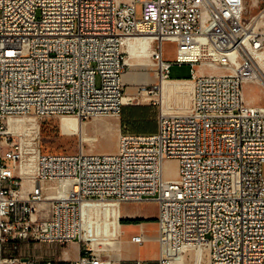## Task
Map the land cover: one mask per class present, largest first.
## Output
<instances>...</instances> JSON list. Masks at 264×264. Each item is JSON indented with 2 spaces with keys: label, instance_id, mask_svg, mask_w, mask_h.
Instances as JSON below:
<instances>
[{
  "label": "built area",
  "instance_id": "built-area-1",
  "mask_svg": "<svg viewBox=\"0 0 264 264\" xmlns=\"http://www.w3.org/2000/svg\"><path fill=\"white\" fill-rule=\"evenodd\" d=\"M70 1V10L55 11L58 0H0V264H35L26 253L32 244L75 241L81 254L69 264H111L94 252L81 208L148 202L171 250L205 248L207 264H264V105L243 98L245 84H264L255 61L264 56V0H253L249 16L246 0ZM141 36L155 44L158 81L172 65L190 67L186 113L160 111L155 133L119 134L111 153L44 154L39 128L23 150L8 133L10 118H118L125 41ZM164 43L175 47L171 60ZM166 161L176 163L173 178L164 175ZM32 163L22 195L16 171ZM70 181L62 193L58 184Z\"/></svg>",
  "mask_w": 264,
  "mask_h": 264
},
{
  "label": "bare ground",
  "instance_id": "bare-ground-1",
  "mask_svg": "<svg viewBox=\"0 0 264 264\" xmlns=\"http://www.w3.org/2000/svg\"><path fill=\"white\" fill-rule=\"evenodd\" d=\"M70 8H71L70 0H58V2L55 3V11H68L70 10ZM142 37H147V36L131 38L133 42L136 43L138 42L134 47L140 49L141 51H137L129 54L126 59V63H125L126 66H131L135 59H139V60L143 59L145 63L146 62L149 63L148 58L151 52L150 49L152 45L151 40L136 39ZM255 61L258 70L260 71L262 78L264 79V56L263 58L261 55L256 56ZM141 65L147 66V64H141ZM159 83H161V85L159 88L158 100L160 103L161 112L163 114L166 115L171 114L170 111L172 110L171 108L172 105H177V104L184 106L187 105L188 100L191 98V92H192V85L190 82L165 80L161 82L159 81ZM255 84L261 86L262 89L264 90L263 83L261 82L253 83V85ZM145 94H146L145 92H142L141 96L145 97ZM248 98L247 95L245 94L244 100L246 103H249ZM147 99L148 98H145L144 100ZM128 101H130V98H125L123 100V104H128ZM56 122L58 129L61 135L63 136L80 137L81 134L83 133L82 123L75 117L62 116L57 118ZM6 124H7L8 133L13 136L14 134L16 135V133H19L20 131H24L25 129L36 130L37 128H39L38 125L31 118H18V119L10 118L8 119ZM106 125L109 130H114L116 128L114 121H110ZM90 141H93V139L89 137H83V138L81 137V142H90ZM171 163L176 164L174 161H166L164 164V173H165L164 175L165 177L168 178H173L176 173L174 168L173 169L167 168V165ZM33 172H34V167L31 164L26 167L21 165L20 167H18L16 171L17 177H19L21 180L20 192L22 195H25L32 185L31 175L33 174ZM23 180L28 181V184H23ZM74 185H75L74 181L60 182L58 184V186L63 187L62 193L67 192L69 189H73ZM51 191L52 189L45 191L47 196L51 195ZM211 214H213V217H221V210H219V205H211ZM119 218L120 217H119L118 207L112 203H105V204L94 203V204L84 205L81 208L82 225H84L85 229L93 237L90 242L93 250H95L94 248L100 243L98 239L99 237L111 236L115 238L117 236L119 225L121 226V223L119 222L120 221ZM138 229L141 230V234L139 235L144 238L142 227H139ZM146 238H144L145 241H147ZM158 239L159 237L157 238V241L161 243L162 253L166 256L169 262H172V264H182L183 262L187 261V258L188 259L190 258L193 261V264H202L204 256L206 257L207 255V250L205 248L191 247L187 245L181 247L177 251H173L168 246L167 238L162 237L161 239L159 240Z\"/></svg>",
  "mask_w": 264,
  "mask_h": 264
},
{
  "label": "rangeland",
  "instance_id": "rangeland-1",
  "mask_svg": "<svg viewBox=\"0 0 264 264\" xmlns=\"http://www.w3.org/2000/svg\"><path fill=\"white\" fill-rule=\"evenodd\" d=\"M246 8H247V16L254 14L257 11V7L253 4V0H246ZM137 10V17H140V11L141 7L140 5H136ZM164 50V58L166 60H171L173 58V54L175 51V47L172 44L164 43L163 45ZM128 55L126 54V59ZM149 63H145L143 59H135L134 62L136 63V66L132 69H126L125 73L128 72L130 74H134L135 78L137 77L139 80L134 82L132 85L127 84V82L124 80L123 75V82L127 89V94L125 98H130V101H128V104L131 103H148L150 100L153 99L155 101L156 106L158 108V113L161 111V107L158 100V80L154 73V68L152 66L150 57L148 58ZM141 64H147V66H142ZM151 64V66H150ZM190 77V67L187 65H172L170 67L169 71V78L171 79H185ZM146 78H151L152 82H149L146 80ZM145 79V80H142ZM98 86V82H97ZM152 90L153 94H145L144 96H141L142 92ZM247 95L248 104H255V105H264V90L261 86L253 83L245 84L243 86V98ZM142 97V98H141ZM145 98H148L147 100H144ZM151 98V99H150ZM132 99V100H131ZM245 101V100H244ZM191 98L188 100V103L186 106L183 105H172V110L170 111L171 114L176 113H186L190 107ZM180 107V108H179ZM177 109V110H176ZM154 111V110H153ZM180 111V112H178ZM176 112V113H175ZM156 115L155 112H149L150 115ZM170 115V114H169ZM58 117H51L48 119H45L41 122L36 123L39 127V137L41 141V151L44 154H75L77 151L82 149V151L86 154L90 153H111L115 151L117 138L119 136V124L118 119L115 117H99L95 119H89L86 121H82L83 126V133L80 137L78 136H72L67 137L61 135L58 126H57V120ZM110 121H115L117 124V128L114 130H109L107 128V123ZM150 125V124H149ZM150 127V126H149ZM28 131H32L30 129H25L24 131H20L19 133L14 134L13 138L20 141V145L22 149L24 150L26 146V135ZM81 137H89L93 139V141L90 142H81ZM24 142V143H23ZM6 165H10V161H4ZM169 165V166H168ZM167 168H174L175 164L171 163L168 164ZM32 166L34 167V164L32 163ZM33 180V174L31 175V181ZM23 184H28V181L23 180ZM124 206L127 207L128 212H140L144 216H152L154 219L156 216V204L152 202L148 203H128L124 204ZM126 209V210H127ZM148 220L146 222H154V220ZM137 220V218H136ZM158 236V232L156 237ZM158 238V237H157ZM100 242V240H99ZM105 243V242H104ZM51 247H54L53 245H49ZM111 248L110 246L106 244H98L94 249V252L97 255H100L101 257L105 258L106 253L108 249ZM28 252H30L31 248L29 247ZM186 260V259H185ZM205 262V263H204ZM172 264V262L168 261V264ZM182 263V262H181ZM182 264H193V261L189 258H187V261L183 262ZM207 264V255L204 256L203 263Z\"/></svg>",
  "mask_w": 264,
  "mask_h": 264
},
{
  "label": "crops",
  "instance_id": "crops-1",
  "mask_svg": "<svg viewBox=\"0 0 264 264\" xmlns=\"http://www.w3.org/2000/svg\"><path fill=\"white\" fill-rule=\"evenodd\" d=\"M136 39L151 40L150 37H142ZM137 43L133 42L131 38H128L126 40L124 50L127 55L133 52L141 51L140 49L134 47ZM154 46L155 44H152L150 49ZM135 66L136 63L133 62L131 66H127V69L130 70ZM124 80L127 82V84L132 85L134 82H136L139 79L137 77L135 78L134 74H130L126 72L124 73ZM146 80L152 82L151 78H146ZM168 80L190 82L189 77L185 79L169 78ZM160 85L161 83H159L158 81V85H157L158 94H159ZM127 89L128 88L126 87V94H127ZM155 106L156 103L155 101H153V99L150 100L148 103L124 104V106L121 108L120 115L117 118L119 124V134L147 135V134L155 133L156 120L158 116V108ZM155 110H156V115L155 113L154 115L153 113L152 115L149 114V112H155ZM115 125L117 128L116 122ZM126 209L127 207L124 206V204L118 207V212L120 217L119 220L128 221V222L121 223V226L119 225L117 236L115 238L111 236L98 238L100 240L99 244L102 243L111 247L108 249L105 258L108 259L111 262V264H135L136 261H142L144 264H160V247L156 242L157 225L155 224V221L154 222L144 221L140 224L129 223V221L132 222L136 220V218L138 221L143 219L151 220L153 219L152 216L151 215L144 216L140 212H128V209L127 210ZM137 227L138 228L142 227L144 238L147 237L146 240L148 242L143 245H136L131 241L133 237L141 234V230L138 229ZM30 248H31L30 252L26 250V253L28 257L32 258L35 261V264H43V261L47 259L52 260L53 264H69L70 261L77 259L81 254L80 252L81 243H78L76 241L71 242L64 248L51 247L49 245H44V244H32ZM21 249H24V246H21Z\"/></svg>",
  "mask_w": 264,
  "mask_h": 264
},
{
  "label": "trees",
  "instance_id": "trees-1",
  "mask_svg": "<svg viewBox=\"0 0 264 264\" xmlns=\"http://www.w3.org/2000/svg\"><path fill=\"white\" fill-rule=\"evenodd\" d=\"M125 222H128V221H123V220L120 221V223H125ZM142 222H144V221H143V220H139V221H138V220H134V221H132V222L129 221V223H138V224H140V223H142Z\"/></svg>",
  "mask_w": 264,
  "mask_h": 264
}]
</instances>
